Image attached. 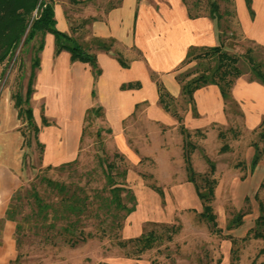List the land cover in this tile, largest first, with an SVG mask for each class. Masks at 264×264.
<instances>
[{"label": "rangeland", "instance_id": "obj_1", "mask_svg": "<svg viewBox=\"0 0 264 264\" xmlns=\"http://www.w3.org/2000/svg\"><path fill=\"white\" fill-rule=\"evenodd\" d=\"M59 1L58 10L62 3L69 13L78 9V2ZM184 1L190 12L207 8L206 0ZM216 1L220 9L217 26L222 46L237 54L236 62L242 70L247 67L243 51L249 44V51L261 59L264 69L263 0V5L256 6L251 20L245 5L242 16L235 0ZM69 19L73 23L83 20L76 14ZM140 30L142 35L146 34L147 26L142 25ZM76 34L79 31L73 35L85 45V39L83 42ZM39 37L45 41L39 50L40 64L33 67V90L28 96L34 128L22 111L15 112L12 92L16 88L23 92L30 44ZM52 43L51 31L38 28L25 51L17 43L9 56L0 59V157L19 176L16 196L11 198L15 202L13 221L20 222L17 227L13 223L12 228L16 255L5 264H246L249 260V264H264V234L241 235L257 210L256 197H261L264 203V152L254 162L258 167L253 171L247 164L251 151L249 139L259 142L256 134L259 125L247 124L248 119L238 108L244 102L241 105L238 100L241 98L234 97L236 101L231 102L236 105L232 107L230 95L224 98L222 119L192 117V99L186 97L179 85L182 77L213 61V55L182 58L172 72L177 82L173 90L167 79L162 78L164 73L150 71L156 95L137 98L119 116L118 87L108 89L106 85L98 89L99 66L98 70L92 69V79L79 76L75 80L67 53H52ZM113 47L118 52L116 42ZM87 48L98 50L94 45ZM252 77L256 85H264ZM133 88L131 95L138 94L140 90ZM95 103H99L100 112H95ZM178 121L186 125L188 137L193 141L189 160L199 185L200 172L214 176L209 202L221 232L211 229L208 221L197 213L200 200L191 180L185 177L181 153L184 143ZM194 121L198 122L195 129ZM97 125L104 151L126 167L125 182L134 193V204L123 214L122 208L115 213L104 210L99 214L86 208L80 223L93 233L68 242L56 229L59 217L54 225H45L33 213L31 190L36 188L44 198L56 200L59 192L45 184L42 174L63 179L77 190L88 192L99 186L103 176L96 160V151L100 150L94 131ZM218 128L221 133L216 132ZM113 150L117 154H112ZM204 154L213 162L209 170ZM67 158L72 159L65 161ZM237 206L242 209L241 220L225 226L226 216ZM170 221H177V225L166 236V223ZM97 222L103 227L99 228ZM145 228H151L154 237L150 244L137 250L126 236ZM226 230L234 234L233 240L222 233ZM140 260L145 263H139Z\"/></svg>", "mask_w": 264, "mask_h": 264}, {"label": "trees", "instance_id": "obj_2", "mask_svg": "<svg viewBox=\"0 0 264 264\" xmlns=\"http://www.w3.org/2000/svg\"><path fill=\"white\" fill-rule=\"evenodd\" d=\"M207 1V12L215 19L216 25L218 23V17L220 15V9L216 0ZM249 13L252 12L250 0H243ZM191 13L190 11H188ZM54 15L52 9V0H0V59L6 58L12 53L15 45L19 43V47L22 51L27 49V43L31 39L34 32L39 29H49L52 32L53 50H57L60 46H64L68 49L70 57H78L86 59L90 62L92 69L98 70L95 54L92 50L85 47V45L77 39L69 31L57 26L54 23ZM93 39L97 44L108 46L109 40L101 39L94 36ZM42 38L34 43L30 44V60L29 68L25 77L23 92L21 93L18 88L14 89L12 94V101L16 104V111H22L26 120L30 121L33 127L36 124L32 120L31 106L28 103V96L32 88V75L33 67L38 62L37 48L41 45ZM250 45L247 44L244 47V55L247 59V69L250 76L258 78L264 83V69L261 67V59L252 55L249 51ZM199 54L213 55L214 59L210 63L203 64L195 72L184 76L180 79V89L186 94L188 99H191L192 88L207 80L216 82L220 95L225 98L229 96V84L232 77L238 73L241 68L236 62L237 54L233 51H228L222 46V42L217 40L211 43H188L183 58L187 59L190 56ZM116 58L119 62L123 63L124 59L116 52ZM14 57V55H13ZM21 62V61H20ZM20 66V64H19ZM21 75V71H19ZM178 77H180L178 75ZM137 79L120 81L124 84L137 83ZM159 86V83H158ZM167 91V90H164ZM158 96L161 97V90H158ZM95 112H100L99 103L93 105ZM259 127L256 130L257 137L260 138L259 142L255 138H250L251 151L247 158L248 167L251 168L258 156L264 152V114L260 116L257 121ZM100 126L97 125L94 128L97 134V147L100 149L96 151V160L98 161L103 180L97 187L92 188L90 191L77 190L74 187H69L63 179L49 176L48 174H42L45 184L50 187H54L59 192L56 200L44 198L39 194L36 188L31 190L34 197L33 213L40 218V222L45 225H54L56 218L57 231L63 239L68 242H73L77 238H82L87 234L93 233L90 228H84L80 223V216L86 208H90L94 214H99V211H110L115 213L119 208H122V214L131 208L134 204V193L125 182L126 167L124 164H119L115 160L113 155H108L104 151L102 140L100 138ZM178 128L182 133V159L185 168V177L190 179L194 187L195 193L200 200V208L197 209V213L200 217H203L208 221L209 227L215 231H220L221 226L216 222L214 211L211 208L209 197L212 194L214 176L208 174L206 171L200 172L201 182L196 180L194 175V168L189 160V149L193 145V141L188 137V128L186 125L178 121ZM197 128L194 126L193 129ZM217 133H221L220 128L216 130ZM222 145L224 142L221 141ZM117 154L115 150L112 154ZM208 161V170L212 168L213 162L210 157L204 154ZM72 158H67L65 161H69ZM154 187L161 191L157 184H153ZM16 187L10 192L6 204L3 209V214L6 216L14 217L15 202L11 199L16 196ZM104 189V190H103ZM253 195H256V190L253 189ZM126 198L129 201H126ZM257 210L252 217V222L248 224L245 231L241 235H263L264 234V203L261 197H256ZM242 209L237 206L233 208L226 216L224 225L229 226L236 224L241 220ZM99 221V220H98ZM14 227L18 226L20 222L14 219ZM167 224V230L164 232L166 236L170 234L176 225L177 221H170ZM97 226L102 228L103 225L97 222ZM227 235L229 240H233L235 237L233 233L226 230L222 232ZM133 241L137 250L141 249L151 243L154 233L151 228H145L137 233L127 235ZM120 239V238H118ZM122 241V239H120ZM229 249H233L232 246ZM16 253L11 258H14ZM250 261V260H249ZM249 261L246 264H249Z\"/></svg>", "mask_w": 264, "mask_h": 264}, {"label": "crops", "instance_id": "obj_3", "mask_svg": "<svg viewBox=\"0 0 264 264\" xmlns=\"http://www.w3.org/2000/svg\"><path fill=\"white\" fill-rule=\"evenodd\" d=\"M260 1L250 0L252 12L249 13L246 8L249 20L254 17L252 13L255 14L256 6L263 5L264 0ZM59 2L52 0L54 23L72 34L79 31L80 34L76 36L78 38L80 36L83 42L86 41L85 46L93 48L94 45L98 49L97 51L94 49L96 63L99 66L96 75L98 89L106 85L108 89L111 86L114 89L118 87L119 116L122 111L130 109L137 98L156 95L150 71L164 73L162 78L167 79L170 89L173 90L177 87V82L172 72L182 60L187 44L211 43L220 38L215 19L207 12V8L189 13L184 0H73L78 2V9L73 13L63 9L62 5H65L63 3L58 10ZM235 2L243 16L244 1L235 0ZM75 14L83 19L81 23L70 21L69 18ZM142 25L147 26V33L144 35L140 33ZM94 36L109 40L108 46L96 44V41L88 39ZM44 41L42 38V43L37 49L38 62L35 68L40 64L39 50ZM114 42L122 50L118 48L119 54L124 59L123 63L115 56L117 51L112 49ZM63 48L66 47L60 46L54 51L52 43L51 52L67 53L75 80H78L79 76L87 80L90 77L92 79L90 63L86 59L70 57L68 49L63 50ZM127 79L138 81L120 84V81ZM254 79L247 68H242L232 77L229 84L230 105L235 107L236 104L231 102L235 100L234 97L241 98L238 100L242 102L241 105L243 102L244 104L242 107L237 106L242 110L245 119H248L247 124L257 122L264 114V85H256ZM133 87L140 90L138 94L131 95L130 90ZM31 89L33 90V78ZM191 96V106L194 109L192 117H204L203 120L224 117V98L220 95L216 82L207 80L195 85L191 90ZM242 98L246 99L242 101ZM15 112H17L16 106ZM192 124L197 127L198 122L194 121ZM2 158L0 157V264H5L15 253V243L12 235L13 218L4 215L3 209L10 192L19 181V176L16 170ZM255 167H258L256 163L252 166V171ZM139 263L145 262L140 260Z\"/></svg>", "mask_w": 264, "mask_h": 264}]
</instances>
